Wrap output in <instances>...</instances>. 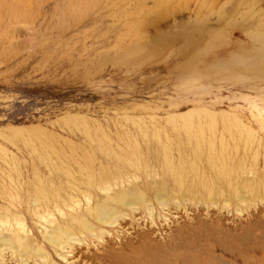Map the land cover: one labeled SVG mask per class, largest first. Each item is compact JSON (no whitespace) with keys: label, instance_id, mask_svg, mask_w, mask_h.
Segmentation results:
<instances>
[{"label":"rangeland","instance_id":"1","mask_svg":"<svg viewBox=\"0 0 264 264\" xmlns=\"http://www.w3.org/2000/svg\"><path fill=\"white\" fill-rule=\"evenodd\" d=\"M157 1L159 4H156ZM171 1L172 0H162L161 2L160 0H147V3H143V0H93L92 4V0H0V37H4L3 39H5L2 41V38H0V130L8 128V126L9 128L11 126H20V124L21 126L40 124L46 127H52L49 125L50 123H54L59 117L68 112L86 113L101 122L112 120L123 112L129 115H144L146 118L151 117L149 114H152V116L156 114L163 119L170 112L186 110L189 107H194V105H201L209 109L220 111L231 110L240 115L241 118L250 125L261 127L256 117L259 115L264 117V67H260L258 62L259 59H261L262 51L264 52V46L262 44H259V46L255 44L256 42H254L255 40L251 35L253 34L252 30H254V32L256 30L254 28L256 22H253V20L258 17L260 18L259 14H261V17L264 15V0H253L254 2L252 0H245L242 1L243 3L241 0H238V3H236L237 0H211L212 3L210 0H202L207 4L205 6L203 4L204 2L201 3L205 7L212 5L214 2L213 7H207L209 10H217L213 11L212 15L210 14L211 12L208 10L206 11L205 7H198L201 2L200 0H183L181 3L180 0H177L178 2L175 0L177 4ZM166 2H169V6L173 3V6H171L172 10L171 8L168 9L170 12L168 15L165 13L167 11L166 6L163 7L164 9L161 8L158 10L159 7L166 5ZM183 2L185 3L183 4ZM252 2L254 4H252ZM133 4H135V6ZM152 4L156 6V9ZM179 4L181 6L185 5L183 6L184 8L181 6L178 7ZM147 5H150V8L148 7L150 10L147 8ZM176 5L178 7L177 9ZM141 6H144L145 11L144 8H140ZM239 6L241 10L247 7L249 12H251L250 8H252V10L254 9L253 12L255 11L256 15H254L255 12H251L252 14L250 13L249 15L252 17H249V15L246 16L248 11L246 15H243L242 11L238 9ZM197 7L200 9L197 10ZM219 7L220 9H218ZM87 8H89V10H85ZM247 8L246 10H248ZM141 10L144 12L142 13ZM200 10H202V12ZM235 10L241 11L240 15L244 16V20L241 19L240 16L235 19V21L238 22L242 20L243 25L239 22L241 26L239 23L236 24L237 22L232 24L234 21V19H232L234 16L233 14L236 12ZM258 10H261V12H258ZM204 11H206V13ZM220 11H225V14ZM200 12V16L204 13L205 15L208 13L207 16L210 21L208 22V20H206L207 16L201 20L204 15L201 18L198 15V18H200L199 21L196 16L197 13ZM217 12L224 15L222 16L220 14V18L217 19L216 15H219ZM237 12L235 14L238 16L239 12ZM243 13H245V10ZM227 14H229L231 18H228L229 15L227 16ZM209 15L214 16L211 17ZM150 17H154V21H150L149 23L146 22L147 24L141 31L143 33L139 31L137 34L139 24L148 20ZM259 18L258 22L262 19L260 18L259 20ZM124 19L125 21L126 19L129 20L125 22ZM196 19L197 22H200H198L199 25L196 22V24L194 23ZM215 19L218 21H215ZM228 19H232L233 21ZM245 20L246 23H244ZM119 21H121V23ZM201 21L204 22L202 23ZM226 21H228V23L231 22L232 26L231 24L229 26ZM250 22H253V25ZM135 23L137 25H135ZM20 24L23 28L20 27ZM26 24L27 26H25ZM222 24L223 26H221ZM259 24L260 23L256 25L257 29L260 28L258 27ZM13 25L15 28H13ZM129 27L130 29L131 27L135 29L130 30ZM8 28L11 30L12 34L8 32V35L5 34V36H7L5 38L3 32ZM18 28H21L19 29L20 31ZM12 30L15 32L14 34L16 36H14L16 38H12ZM15 30H18V33ZM101 30H103V32ZM101 32L105 35L102 36ZM245 32L251 33L247 34ZM135 34H137L136 37H134ZM140 35H142V37ZM137 36L144 39V41H142L143 39L140 40L141 45L143 44L142 46L144 47L146 45L149 49L145 47L147 51L143 48L142 52H140L142 46L138 45L141 48L136 49L140 50V56L137 55L138 51L136 49L134 53L137 57L139 56L140 61L143 59L144 62L141 61L143 65L139 64L140 61L137 60L138 58L135 56L131 60H134V58L137 59L134 61V65L131 66L133 62L130 60V63L128 59H130L129 55L133 56L134 54L131 52L133 51L132 43L138 41L139 38ZM134 38H137V41ZM75 41L77 42L75 43ZM140 42L138 44H140ZM143 42H145V44ZM127 43L131 46L129 47ZM115 44H117V46ZM120 44L124 47V50L123 47H119ZM64 45L66 48L63 47ZM261 45L263 47H261ZM73 46L74 48H72ZM111 46H114L115 49L113 48L114 50H111ZM136 46L134 45V48ZM109 47H111V51H109ZM116 47L119 50H117ZM261 48H263V50ZM126 49H130L131 51L127 50L128 52L130 51V53L124 56L129 57L124 59L123 56H120V53H122L121 55L124 54L123 51L127 53ZM96 50L100 51L95 53ZM260 50L262 51L260 52ZM116 51L119 52V55H116ZM105 52L110 55L106 56L108 59L104 55H107ZM63 53L67 55L65 54V56L62 57V55H64ZM94 53L96 55H93ZM98 53H101V55ZM150 54H153L152 57ZM167 54H169L168 57H165ZM58 55L63 59L61 57L60 59ZM79 55L83 57L80 58ZM146 55H149V59L152 58L153 60L151 59V61L153 62L149 59L148 62L147 58L145 60L144 57H146ZM66 56L68 57L66 58ZM90 56L94 57L91 58ZM99 56L100 58H98ZM115 56L120 57L117 58ZM122 57L125 61L121 59ZM90 58L93 61H88ZM96 58L100 61L98 60V62H96ZM101 58L104 61L101 60ZM109 58L111 62L108 61L110 64H107ZM111 58H113V61ZM116 59H121V61L116 62ZM127 60L129 61V67L131 66L134 70L131 67H127L128 69L126 68ZM154 60H156V62ZM84 61H86L85 64ZM72 62L75 63L74 68L72 66L74 63ZM99 62H101V64L103 63L105 67L104 65L101 66ZM113 62L117 63V66L120 65L119 62H123L125 65L122 64L123 66L120 65L121 67L118 66L117 68L116 64ZM146 62L148 64H144ZM94 63H99L100 66L96 65L100 67V69H97V66L94 67ZM89 64H93V66ZM82 67L85 69L81 70ZM200 68L203 69L198 70ZM130 69L133 70V72L130 71ZM93 70H97L98 72L95 71L94 73ZM126 70L129 71H127L129 74H127ZM69 71H71V73ZM88 71H90V75ZM82 72L85 76L87 75L86 78L83 77L84 75H81ZM92 72L94 74L93 76H91ZM72 73L76 75L74 76ZM79 75L82 77L80 78ZM78 76L79 78H77ZM157 118L160 119L158 116ZM1 203L0 201V204ZM170 208L166 209L167 211L165 210L164 212L168 218L166 220L167 222H165L164 219L157 218V216L159 217L158 214L160 210L157 211L155 215V225H151L148 219L144 220L141 214L137 212L136 215L138 217L136 216L134 220H130L129 218H126L124 221L122 220L120 226L116 229L118 230L116 233L119 234H116L114 231L112 235L105 236V242L103 241L104 243L102 242V245L100 244L96 247L94 244H89V246L87 243L81 244V246L75 244L76 248H74L71 254L67 255L69 260L68 258L64 260L59 257L54 249L44 241L42 238L43 236L40 235L38 225L33 222L32 215L30 212H25L28 226L34 235L33 237L38 240L37 242L39 244L46 248L51 256L46 264H71L72 262L74 264H193L192 260H196L194 264H199V262L200 264H211V261L217 264L218 261L216 257L220 258L221 256L220 259H222L223 256L218 242L223 240L227 242L230 239L233 240L234 237L232 233H234V235L238 233V238L236 237L237 239H235L238 245L234 243L236 248L239 246V248H237L239 250L243 245L245 246H243L241 249L242 251L239 250L238 253L233 249L236 256L240 258L243 257V261H240L239 264H264V202L258 204L257 207L255 206V209H252L254 208L252 207L248 209V211L246 210V212H243L241 215L235 212L227 213L226 211L221 213L217 208H210L207 210V207L203 205L199 207L187 205L186 207L177 206ZM187 222L196 225V232H191V236H189L190 231L188 232L189 235L184 233V235L178 236L182 234V229L189 226ZM219 224L222 225L220 226ZM214 227L215 229H213ZM222 227L224 230H222ZM248 227H250V229ZM251 229H253V231ZM244 230L249 231H246V233ZM217 231H223L222 233L226 232L227 234L225 233L226 235H222V233H220L218 236ZM147 232L150 233V235L147 234ZM176 232H179L178 235ZM212 232L215 237H213ZM145 233L146 236L149 235V239H151L149 240L152 245L151 247L150 244H148V247L147 245H145V247L141 245V237H143L142 234ZM196 233H198V236ZM229 234H231V237H226L227 235L229 236ZM242 234L252 237L249 241L250 243H246L247 245L240 242H243V240L239 239V235L242 237ZM193 236H195L197 240ZM223 236L224 239L222 240L221 238H223ZM189 237L193 238L190 239ZM35 238H33V240ZM176 240L180 244L177 243ZM185 240H191L192 243ZM168 242L172 243V246H169L170 244ZM194 242L196 244H194ZM233 242L231 243L232 245ZM244 242H246V240ZM182 243L185 245L187 243L188 245L190 244L189 246L186 245L189 249H187L184 244L182 245ZM157 244L159 245L157 246ZM161 244L165 247H160L159 252L154 246L159 248ZM177 245H180V247ZM190 246L193 247L191 248ZM166 247L169 249H181L180 251H178L179 249L176 250L177 252L174 250L173 253H171L172 250L168 249V251H170L169 253L166 251ZM182 247H184V250ZM155 250L158 251L159 254L153 252ZM150 251L151 253H149ZM6 254L8 255H6V259L3 260V264H22L24 262L28 264H43L40 260H38V263L35 261V263L33 259H31V262L29 259L28 261L25 259L26 261L21 262L24 259L19 260L18 257L11 256L9 253ZM166 255H170L168 257L171 259L169 258V260ZM163 256L166 257V259ZM192 256L195 259H193ZM143 257L144 260L146 259L145 261ZM162 258L168 261L165 262ZM197 258L199 262H197ZM219 258L218 260H220Z\"/></svg>","mask_w":264,"mask_h":264},{"label":"bare ground","instance_id":"2","mask_svg":"<svg viewBox=\"0 0 264 264\" xmlns=\"http://www.w3.org/2000/svg\"><path fill=\"white\" fill-rule=\"evenodd\" d=\"M146 1L143 0V3ZM160 1L162 2V0ZM173 1L174 3H176L175 0H172L171 2ZM182 1L183 0H180V3ZM200 1H201L200 4L198 3L199 4L198 7L204 8L207 4H205V2L202 0ZM242 1H245V0H241V2ZM202 2H204L203 4L205 6L201 4ZM210 2L209 4L212 3ZM253 2L252 4H254ZM157 3L158 1L156 2V4ZM184 3L185 2H183V4ZM236 3H238V0ZM92 4H93V0H92ZM167 4L162 7H159L158 9L160 10L161 8L166 6L167 8V11L165 10L166 11L165 13H167L166 15L170 13L168 9L171 8V6H173L172 5L173 3H171V6H169V2ZM213 4L208 5L207 7L209 6L213 7ZM133 5L135 6V4ZM247 5H244V6H247ZM149 6L147 5V8ZM179 6L181 5L179 4L178 7ZM183 6L185 5H182L181 7L184 8ZM155 7L156 6L154 5V8ZM178 7L176 5V9ZM198 7H197V10L200 9ZM207 7H205L206 11L208 10L209 12H211L210 13L211 15H212V12L216 10L214 8L215 10L210 9L211 10L210 11L209 8ZM89 8L85 10H89ZM140 8H144V6L143 7L141 6ZM240 8L241 7L239 6L238 9ZM246 8L244 9L245 13H243L244 10H241V9L240 10L242 11L243 15H246L248 13L246 15L248 16L251 12H253L254 9L252 10V8H250L251 12H249V9L247 8L248 10H246ZM218 9H220V7ZM144 11H145V8H144ZM144 11H142V13ZM200 11L202 12V10ZM206 11L204 12L206 13ZM241 11L240 12L238 11L239 13L237 12L239 14L238 16L235 14L236 12L233 14L234 16L236 15L235 18L234 16L232 18L234 19V21L232 19L231 20L228 19V20L233 21L232 24L236 22H237L236 24H238L239 22H241V25H243L242 20L239 22L235 21V19L239 16L241 19L244 20L243 18L244 16L240 15ZM201 12L197 13V16L195 15L196 18H198L201 15ZM220 12H217L219 14V15H216L217 19L220 18V14L224 13L225 11L221 13ZM258 12H261V10L260 11L258 10ZM205 13L203 14L204 16L202 15L203 17L200 16V18L202 17L201 20L203 18H206L205 16H207L208 13L206 15ZM224 14H221V15L223 16ZM228 15L229 14H227V16ZM254 15H256V12L254 13ZM259 15H260V18L262 19L260 22H258L259 17L253 20V22L254 21L256 22L254 28L257 31L255 30L254 32V30H252L253 34L251 35V37L253 36L255 40L254 42H256L255 44H258V46L259 44H262L264 46V15H262V17H261V14ZM249 17H252V16L249 15ZM200 18H198L199 21H200ZM207 18L206 20H208L209 22L210 21L209 17L207 16ZM228 18H231L230 15L228 16ZM217 19H215V21ZM128 20L126 19V21ZM150 21L151 22L154 21V17H150L148 18V20H145L141 24H139L138 29H137V34L139 31L140 33H143L141 31L144 29V26ZM119 22L121 23V21ZM195 22L198 23L197 19L196 21H194V23ZM226 22L228 23V21ZM253 22H250V23L252 24ZM257 22L260 23L258 26L260 27L259 29L256 28V25L258 24ZM244 23H246V20ZM228 24L230 26L231 22ZM135 25L137 24L135 23ZM252 25H249V26H252ZM25 26H27V24ZM221 26H223V24ZM20 27L23 28L21 24H20ZM13 28H15L14 25H13ZM21 28H18V30ZM131 29L133 28L131 27ZM18 30H15V31L17 32ZM101 31L103 32V30ZM8 32H11L9 28L3 32V35L4 36L5 34L8 35ZM102 32L101 34L102 36H104L105 34L103 35ZM14 33L15 32L13 31L12 38L16 36ZM107 33H106V36H107ZM113 34H116V33H113ZM128 34H129V31H128ZM137 34H135L134 37H136ZM140 36L142 37V35ZM6 37L7 36H5V38ZM137 37L139 38L138 41H137V38L136 39L134 38L137 41L136 43L131 42L132 47H133V49L132 47L131 49L133 51H131L130 49H126V51L130 50L132 53H134L136 48H141L138 45H141L140 40H142L143 38L141 39V37L139 36ZM0 38H2V41L5 40L3 39L4 37H0ZM142 41H144V39ZM76 42L77 41H75V43ZM139 42L140 44H138ZM145 42L143 43L145 44ZM11 44H12V41H11ZM127 44L129 45V47L131 46L129 43ZM115 45L117 46V44ZM134 45L135 46L137 45L138 47L136 46L134 48ZM262 45L261 47H263ZM63 47H65V45ZM111 47H109V51L115 49V47L113 46L112 49L110 50ZM119 47H123V46H121L120 44ZM145 47L149 49L148 46L145 45ZM145 47L142 46V49H140L141 51L139 49H136L138 51L137 55H139V53L142 52L143 48ZM72 48H74V46ZM146 48L145 50L147 51ZM263 48L261 49L263 50ZM100 50H96L95 53H97V51H100ZM123 50H124V47H123ZM262 50H260V52ZM109 51L107 52L110 53ZM130 51L129 52L127 51V53L123 51L124 54L121 55L122 53H120V56H123L124 59L130 56V59H128L130 61L131 59H133V57L136 56L134 53L133 56L129 55L125 57L124 55L129 54ZM154 52H157V51H154ZM95 53L93 55H96ZM108 53L107 55L104 53L102 54H104L106 57V56H110ZM63 54L64 55H62V57L65 56L66 53H63ZM98 54L101 55V53H98ZM59 55L58 57L60 58L61 56ZM116 55H119V52H117ZM168 55L169 54H167V56L165 57H168ZM139 56L138 57L136 56L138 58V59L136 58L137 60L140 59ZM148 56L149 55H146V57H144L145 60L147 58V61L149 59ZM67 57L68 56H66V58ZM82 57L83 56H80V58ZM105 57L104 58L102 57V58L108 59V57L106 58ZM123 57L121 59L125 61ZM91 58L88 59V61L89 60L93 61ZM98 58H100V56ZM98 58H96L97 59L96 62H98L99 60ZM102 58L101 60H103ZM142 58H143V54H142ZM121 59L120 60L116 59L117 60L116 62L121 61ZM136 59L134 58V60H131L133 62L131 66L134 65V61H136ZM151 59L149 60L151 61ZM111 60L113 61V58H111ZM260 60H262L263 62ZM86 61H84V64ZM108 61H110V58L109 60H107V62ZM129 61L126 64V68L129 67ZM141 61L144 62L143 59ZM141 61L139 64H141ZM154 61L156 62V60ZM191 61H192V58H191ZM101 62L99 63L101 64ZM99 63H94L95 64L94 67L97 65L100 66ZM113 63L116 64L117 66V63L115 62ZM107 64H110V63L108 62ZM119 64L125 65V63L123 62H119ZM144 64H148V63L146 62ZM258 64L260 65V67H264V52L263 51H262L261 59H259ZM89 65L93 66V64H89ZM103 65L104 64L102 63L101 66ZM120 65L118 66L121 67ZM72 66L74 68L75 63ZM83 69L85 68L82 67L81 70ZM97 69H100V67L97 66ZM202 69L203 68H200L198 70H202ZM133 70L130 69V71L132 72ZM95 71L97 70H93L94 73ZM127 71L128 70H126V72ZM69 72L71 73V71ZM88 72L90 75L91 74L90 71ZM93 72L91 76L94 75ZM128 72L127 74H129ZM74 73L72 74L75 76L76 74ZM85 74H88V73H85ZM81 75H84L83 72ZM79 76L77 78H79ZM86 76L84 75L83 77L86 78ZM81 77L82 76H80V78ZM115 112H112V113H115ZM149 115L151 117L146 118L144 117V115H129L128 113L123 112L119 116L117 115L116 117H114L112 120L110 119L107 122H101L95 119L94 117L87 115L86 113H82V112L69 113L68 112L67 114L65 113V115L59 117L54 123H50L49 125L52 127H46L40 124L21 126L20 124V126H11L10 128L8 126V128L1 129L0 130V201L2 203L0 204V264L4 263L3 260H5L6 255H8L6 253H9L11 256L18 257L19 260L24 259L21 262H24L26 260L28 261V259L31 262L32 261L31 259H33L34 262L37 261L38 263V260H40L43 264H46L48 263L49 258H51L46 248L43 245L39 244L37 242L38 240H36V238L33 237L34 235L32 234L28 226V222L26 220V212L27 213L30 212V214L32 215V219L34 220L32 221L38 225L40 235L43 236L42 238L44 239V241L47 242L54 249V251L59 257L65 260L68 258L67 255L71 254L74 248H76L75 244H78L81 246V244L87 243L88 246L89 244H92V245L94 244L96 247L99 246L100 244L102 245V242L103 241L105 242V236L112 235L114 231L115 233L118 232V230L116 229L120 226V223L122 222V220L124 221L126 218L127 219L129 218L130 220H134L137 216L136 215L137 212L141 214L144 220L148 219L150 220L149 222H151V225H155V215L157 211L160 210L158 214L159 217L157 216V218L164 219L165 222H167L166 220L168 218H167V215L164 214V212L166 209H169L170 207H177V206L186 207L187 205L192 206V207H197V206L199 207L203 205L207 207V210L210 208L212 209L217 208L221 213L223 211H226L227 213L235 212L241 215L243 212H246V210L248 211V209H251L252 207H254L252 209H255V206L257 207L258 204H261L264 202V117H261V115L258 114L259 116H257L256 119L261 127L253 126L247 123L244 119L241 118L240 115H238L234 111H231V110L220 111L216 109H209L208 107L201 106V105H194V107H189L186 110L170 112L168 113V115L166 114L167 116L164 117L163 119H161L162 117L156 114L154 116H152V114H149ZM157 116L160 119H158ZM250 227L248 228L250 229ZM213 229H215V227ZM222 230H224L223 227H222ZM251 230L253 231V229ZM189 231H190L189 233L190 235L188 234ZM246 231H249V230H246ZM148 232L147 234L150 235V233ZM191 232H194V233L196 232V225L189 224L188 227H185V229H182L181 235H178L179 232L178 233L176 232V233L178 236H182L184 235V233H187L189 236H191ZM222 232L223 231H219L217 233L218 236ZM245 232L243 233L246 234L247 232L246 233ZM225 233L226 232L222 233V235L227 234ZM116 234H119V233H116ZM197 234L198 233H196V235ZM244 234H242V237H240L239 235V239L243 240V242L240 241L242 244L244 243L246 244L252 239L251 236H247ZM142 235H143V237H141L142 241H140L142 243L141 245H143V247L147 245L148 247V244H150L149 240L151 239H149V235L146 236V233ZM230 235L231 234H229V236L227 235L226 237L230 238L231 237ZM232 236L234 237L233 240L230 239L229 241L224 242L223 240L224 236H223V238H221L223 241L218 242L220 245L219 247L221 251L223 252V256H222V259H220L221 256L220 258L216 257L218 261L217 264L218 263L219 264L220 263L221 264L223 263L239 264L240 261H243V257H241L242 258L241 260L239 256L235 255L234 250L236 251V253H238L239 250H241L244 245L242 246V248L238 250L237 248H239V246L236 248V245H238V243L235 242L236 241L235 239L238 238L237 237L238 233L235 235L234 233H232ZM244 236L245 237L247 236L249 238L247 237L245 238ZM193 237H189V238L191 239ZM213 237H215L214 234H213ZM33 238L35 239L33 240ZM225 240H228V239H225ZM245 240L246 242H244ZM188 241L191 242V240H188ZM232 242H233V245L231 244ZM234 243H236V245ZM159 244H157V246ZM169 244H170L169 246H172V243H169ZM183 244L184 243H182V245ZM194 244L196 243L194 242ZM228 244H230L233 248ZM186 245L189 246L190 244L188 245L187 243ZM151 246L152 245L150 244V247ZM160 247L164 248L165 246L162 244L159 246V248L154 246V248L158 251L160 250ZM168 247H166L165 249L167 252L170 253V251H168L169 249ZM178 247H180V245ZM182 248L184 250V247ZM178 249L179 248L177 249L170 248L169 250H172L171 253H173L174 250L175 252H177L176 250ZM180 249L178 251H180ZM156 250L153 252H156L157 254H159L158 251ZM149 253H151V251ZM168 256L170 255H166V257ZM166 257L164 258L166 259ZM169 258L170 257H168V259ZM218 258L220 260H218ZM143 260H144V257H143ZM167 261L168 260H166L165 262ZM197 262H199V260ZM211 262L215 264L213 261ZM24 263L26 264L27 262H24ZM147 263H150V262H147ZM192 263L193 264L196 263V260L195 261L192 260Z\"/></svg>","mask_w":264,"mask_h":264}]
</instances>
